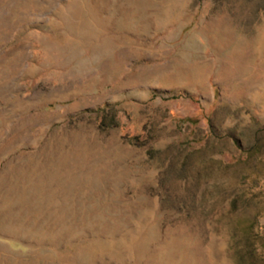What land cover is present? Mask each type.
<instances>
[{
	"label": "rangeland",
	"instance_id": "obj_1",
	"mask_svg": "<svg viewBox=\"0 0 264 264\" xmlns=\"http://www.w3.org/2000/svg\"><path fill=\"white\" fill-rule=\"evenodd\" d=\"M0 264H264V0H0Z\"/></svg>",
	"mask_w": 264,
	"mask_h": 264
}]
</instances>
